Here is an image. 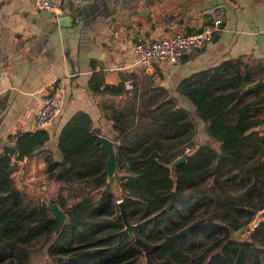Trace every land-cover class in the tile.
I'll return each instance as SVG.
<instances>
[{
    "label": "trees",
    "instance_id": "1",
    "mask_svg": "<svg viewBox=\"0 0 264 264\" xmlns=\"http://www.w3.org/2000/svg\"><path fill=\"white\" fill-rule=\"evenodd\" d=\"M254 65L244 56L230 58L182 79L177 89L193 110L163 86L138 96L134 82L131 88L124 82L107 84L102 72H93V92L120 97L101 107L116 131L115 181H121L133 235L149 264H158L157 259L161 264H264V246L255 242L264 239V222L251 240L237 242L232 236L264 208V81L246 89L264 66ZM146 96L138 108L136 100ZM192 112L203 122L209 140L196 143ZM100 135L90 115L76 111L58 137L63 161L46 159L52 180L68 165L65 184L53 199L68 214L58 233L50 204L24 209L12 178L18 161L32 158L50 140L49 129L9 137L0 152V264H34L33 257L44 249L53 264H134L138 259L132 236L122 231ZM211 140L219 143L218 149ZM189 146L195 148L173 176L168 164ZM75 177L93 186L68 205L63 190Z\"/></svg>",
    "mask_w": 264,
    "mask_h": 264
},
{
    "label": "crops",
    "instance_id": "2",
    "mask_svg": "<svg viewBox=\"0 0 264 264\" xmlns=\"http://www.w3.org/2000/svg\"><path fill=\"white\" fill-rule=\"evenodd\" d=\"M105 1L63 0L62 12L52 13L32 0H0V152L11 135L34 129L35 115L51 84L63 94L61 113L47 127L50 140L32 158L18 161L12 173L24 209L46 203L43 195L53 197L57 186L49 178L46 159L63 161L58 137L76 111H86L102 135L114 138L116 131L101 105L120 97L93 92L89 86L93 72H102L107 84L124 82L131 88L126 83L134 82L138 96L152 86H163L193 110L177 89L185 77L243 56L253 61V69L259 63L264 66V0ZM216 5L224 21L211 44L187 52L175 64L138 62L136 42L208 25L209 9ZM256 78L262 83L264 71ZM141 82L149 84L143 91Z\"/></svg>",
    "mask_w": 264,
    "mask_h": 264
},
{
    "label": "built area",
    "instance_id": "3",
    "mask_svg": "<svg viewBox=\"0 0 264 264\" xmlns=\"http://www.w3.org/2000/svg\"><path fill=\"white\" fill-rule=\"evenodd\" d=\"M41 10L61 13L63 0H32ZM211 20L208 25L194 31H178L170 36H164L152 41H139L133 45L138 62L142 65H157L161 63L175 64L189 51L205 47L213 42L215 31L221 28L224 15L219 5L209 9ZM127 87L132 83L127 82ZM62 92H57L50 85L45 92L42 106L34 118V129L48 127L61 113Z\"/></svg>",
    "mask_w": 264,
    "mask_h": 264
},
{
    "label": "water",
    "instance_id": "4",
    "mask_svg": "<svg viewBox=\"0 0 264 264\" xmlns=\"http://www.w3.org/2000/svg\"><path fill=\"white\" fill-rule=\"evenodd\" d=\"M112 0H106L105 2L110 3ZM121 1V0H120ZM126 1V0H124ZM232 2H235L236 0H230ZM119 0H117V3ZM116 3V2H115ZM116 3V4H117ZM261 84V80H257L253 83H250L246 86V89L258 86ZM101 139V146L105 149V151L108 154V165H107V182L108 184L112 185L115 182V175L117 173V160H116V151H115V141L111 139L110 137L106 135H100ZM186 156L182 155L176 158L173 162L169 163L168 166L171 169V174L175 176V169L176 166L185 161ZM68 169V165L64 164L59 172L57 173L56 178H54L52 184L56 185L57 187H60L65 181V173ZM118 206H119V214L122 217V221L124 224V229L122 231L128 232L132 236V240L135 244L136 249L139 252L138 259L134 262V264H149L148 263V257L147 252L138 244L136 241L135 236L133 235V228L134 224H132L128 218L127 214V208L125 201L123 199L118 200ZM51 213L52 216L57 220V228L56 233L60 232L63 228L64 224L66 223L68 219V214L61 208V206L55 202L54 200H51ZM264 222V208L261 210H257L256 214L251 221V229L248 231L245 235L240 236L239 238H233L237 242H243L251 240L252 235L254 234L255 230ZM79 256L70 257V260L77 259Z\"/></svg>",
    "mask_w": 264,
    "mask_h": 264
},
{
    "label": "rangeland",
    "instance_id": "5",
    "mask_svg": "<svg viewBox=\"0 0 264 264\" xmlns=\"http://www.w3.org/2000/svg\"><path fill=\"white\" fill-rule=\"evenodd\" d=\"M146 86H149L148 82H141V87L142 88V91L144 90V88H146ZM141 93H139V96H140ZM253 95L249 96V98H251ZM147 97H139L140 99H137L136 102L138 104V108H140V103H142V101L144 102H147ZM133 100V99H132ZM140 106V107H139ZM192 118L193 120L195 121V141L196 143H200V142H204L205 140H209V137L207 135V133L205 132V129H204V124L203 122L196 116V114L194 112H192ZM211 144L215 147V148H219V143L214 141V140H211L210 141ZM197 143V144H198ZM116 145V143H115ZM195 148V146H189L187 147L185 150H183L182 154H186V153H191L192 150ZM123 172L121 171L119 173V175H121ZM118 174V169H117V173ZM120 183L121 181H115L114 184H112L113 186V189L115 190V193H116V198L117 200H120L123 198V191H122V188L120 187ZM65 184V182L60 186V187H56V190L53 193V197L51 195H43L44 197V200L46 201V204H51V199H55L57 197V192L59 191V189ZM72 187H69V188H65L63 190V195L66 197L67 199V204L68 205H72L73 203H75L79 198H83L87 192L89 191V189L92 188L93 185H91L90 183H87L86 180H82V179H79L77 177H75V180L73 181V183L71 184ZM55 186V185H54ZM65 193V194H64ZM97 196V194L95 195V197ZM204 208L201 210V212H204L205 216H206V213H205V210ZM256 214V212H255ZM255 216V215H254ZM254 218V217H253ZM244 217H240V220H243ZM253 220V219H252ZM251 229V223L247 224L246 226H244V228H241L237 231H234L232 233V236L234 238H239L240 236H243L245 235L248 231H250ZM207 243H211V240H206ZM264 239H258L256 242V244L258 246L262 245L264 246ZM42 241H38V242H35L33 244V246L35 248H39V246L41 245ZM163 262L162 259H157V263L158 264H161ZM33 263L34 264H53L49 259H47V255H46V249H44L43 251H41L40 253H38L36 256L33 257Z\"/></svg>",
    "mask_w": 264,
    "mask_h": 264
}]
</instances>
